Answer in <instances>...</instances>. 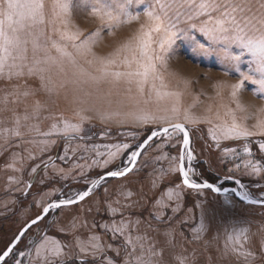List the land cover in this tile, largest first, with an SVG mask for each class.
I'll use <instances>...</instances> for the list:
<instances>
[{
  "label": "rangeland",
  "instance_id": "obj_1",
  "mask_svg": "<svg viewBox=\"0 0 264 264\" xmlns=\"http://www.w3.org/2000/svg\"><path fill=\"white\" fill-rule=\"evenodd\" d=\"M258 4L259 0H254V7H258ZM130 10L134 11L135 7L133 6ZM146 23V18L141 12L139 19L109 27L106 17L101 19L100 16L92 14L90 5H81V0H73L69 17L70 30L79 31L81 40L92 33L100 35L96 42L90 45L91 51L83 55L77 54L69 42L67 51L73 54L76 66L69 63L67 58H64L60 65L46 66L45 83L53 91L49 93L41 90L37 98L48 103V108L43 115L48 116L49 119L41 125L44 131L48 130L53 122H59L61 117L72 123H80L77 112H80L85 119L81 123L79 135L56 137V143L50 145L43 153L40 152L38 144L33 145L13 139L10 142L12 146L8 147L0 140V198L7 197L14 203L10 208H5L0 202V217L4 219L0 221V228L3 224L5 226L0 230V252L12 240L19 226L39 214L47 202L61 196L73 197L99 175L127 166L130 152L136 150L144 136L152 129L168 125L167 119L142 123L128 114L145 111L157 117L171 116L170 111L165 112L163 109H170L174 98L165 97L157 102L153 95L148 103H144L146 97L140 96L134 87L129 93L126 91L128 86L123 83L113 85L100 82L95 84L88 81L87 76L79 75L81 68L85 73L97 74L95 69L99 65L95 62V58H110L117 49H122L123 45L129 42H134L141 25ZM180 27H186V25L181 24ZM195 35L199 37L200 34ZM52 55H57L55 50L52 51ZM125 55L131 57L130 52H120L121 59ZM86 60H93L94 63L89 65ZM61 67L64 71H61ZM240 67L242 70L247 69V65L243 63ZM120 70H123L122 66ZM157 71L166 85L161 91L180 94V116L178 120L172 117L171 122L183 123L190 129L193 159L188 161L186 154L184 159L186 170L191 169L189 176L196 181H209L220 187L232 186L240 192H248L252 197H264V178H261L264 177V152L259 150V145L264 143V137H241L239 139L221 137L217 142L212 139L208 131L214 124L222 123V120L216 119L217 113L224 120L231 121L230 116L223 115V110L233 100L232 87L225 86L221 89L219 86H222L223 82L229 86L234 85L240 79L238 74H225V67L216 56L194 54L190 43L186 40L177 41L171 55L166 56L162 64L158 63ZM27 83L33 89L40 87V81L37 78L28 79ZM155 83L159 87L161 81L157 80ZM253 87L246 82L242 90L237 93L240 100L245 98L252 100L251 98L258 97V94H253ZM9 88V82L0 81V95H3ZM185 109L197 122L184 120ZM117 113L118 115H113L111 119H102L105 115ZM208 120L212 123H208ZM238 123L243 126L245 122ZM8 126H11L10 121ZM33 138L37 141L43 139L39 136H29L25 137V140ZM125 143L129 145V148L122 150L110 164H103L106 156L97 157L96 155L97 152L106 153L109 150L108 146ZM17 144H19L18 147ZM180 144L181 133L178 130H170L167 134L155 138L143 150L128 175L106 180L84 201L54 209L43 220L32 226L10 253L6 264H17V261L23 264V259L19 258L21 253L28 251V247L35 239L45 232L54 233L65 243L72 245L69 250L75 249L72 254L75 257L78 249L74 247L73 235L60 231V228L67 226L74 216L86 217L90 226L91 222H95L96 227L91 228V233L100 235L102 242L113 245V251L108 253L109 256H115V248L122 245V240L119 237L113 239L111 233H105L98 226L119 221L122 217L133 220L139 218L145 222L152 220L153 224L159 227H163L165 222L170 221L189 240L191 239V228L203 223L207 229L205 239L219 235L220 239L217 244L221 248L225 231L228 229L247 226L251 232L255 233L258 229L264 228V206L245 204L233 195H219L209 189L194 190L183 187L179 172L170 171L171 167L178 168ZM66 146L68 147L67 153L65 152ZM245 146L249 149L250 155L244 153ZM225 149H236L237 152L226 153ZM14 154H18L15 160H13ZM65 155L69 158L59 159ZM93 160H96L95 164ZM249 160L261 165L262 171L259 175L246 174L243 165ZM9 164H14L15 168L22 170L14 171L8 167ZM43 164L48 165L47 169L43 167ZM77 164L84 165L83 175L80 174L81 170L75 167ZM237 164L240 165L239 169L236 167ZM36 165H41V167L36 173H32L31 169ZM60 168H63L66 173L70 172L67 179L56 176L55 170ZM9 178H12L11 182ZM237 179L241 184L235 183ZM16 180L20 183L17 184ZM27 184H31V188H27ZM177 185L183 188L181 210L174 214L170 208L164 209V220L157 225L150 215L160 208L155 201L160 199L162 203H170L165 193L170 189H176ZM129 192L130 196L127 195ZM21 197L25 200L21 201L19 199ZM15 204L19 209L17 220L15 219L14 223L13 219V229L6 234L10 224L4 217L14 212ZM109 204L114 208H122V212L110 216L107 211ZM125 204H130L131 207L123 208ZM90 206L92 210L86 211ZM185 219L186 223H180ZM143 231H146L144 225L141 226V232ZM91 233L87 229L80 228L76 235L86 239ZM215 247L216 245L213 246L212 255H209L203 250V242L187 245L189 251L196 250L198 258H206L209 264H212V260L215 259L219 264L220 257L216 254ZM67 264H78V259H70ZM89 264H91L90 259Z\"/></svg>",
  "mask_w": 264,
  "mask_h": 264
},
{
  "label": "snow or ice",
  "instance_id": "obj_2",
  "mask_svg": "<svg viewBox=\"0 0 264 264\" xmlns=\"http://www.w3.org/2000/svg\"><path fill=\"white\" fill-rule=\"evenodd\" d=\"M81 5H90L92 14L100 16L101 19L106 17L109 27L139 19L141 12L143 13L147 23L141 25L134 42L123 45L122 49H117L110 58L96 57L95 62L99 65L95 69L97 74L85 73L81 68L79 75L87 76V80L95 84L123 83L128 86L126 91L129 93L134 87L140 96L146 97L144 103H148L153 95L157 102L165 97L174 98L172 107L163 109L165 112L170 111L171 116L157 117L145 111L128 115L142 123L167 119L168 127L160 131L167 134L171 128L183 133V148L178 158L179 167H171L170 171L179 172L183 187L194 190L210 189L214 193L221 192V189L213 184L198 183L190 178L191 169L186 170L184 165L185 150H187V160L193 159L189 133L184 124L171 122L172 117L178 120L180 116V94L161 91L166 85L157 71V65L162 64L164 58L171 55L177 41L186 40L190 43L194 54L216 56L225 67V74H238L239 81L231 86L233 98L242 90L246 82L254 86L253 94L264 98V0H259L258 7H254V0H107V2L81 0ZM133 6L134 11L130 10ZM72 7L73 0H0V81H7L10 84V88L0 95V140L8 147L12 146L11 140L16 139L33 145L38 144L40 152L43 153L50 145L56 143V137L77 136L81 132V123L85 117L80 112L76 113L80 117V123H72L61 117L59 122H53L48 130H42L41 125L49 119L48 116L43 115L48 108V103L37 98L41 90L49 93L53 91L45 83L46 66L60 65L64 58H67L74 67L76 66L73 54L67 51L68 43H71V47L77 54L83 55L91 51L90 45L95 43L100 35L92 33L81 40L79 31L70 30L69 17ZM181 24L186 27H180ZM196 33L200 34L199 37L195 35ZM53 50L57 55H52ZM121 51L130 52L131 57L125 55L121 59ZM86 63L92 65L94 61L86 60ZM242 63L247 65L246 70L241 69ZM121 66L123 70H120ZM61 71H64L62 67ZM31 78H37L40 81L39 88L33 89L27 83ZM157 80L161 81L159 87L155 83ZM239 106L237 103V107ZM113 115L118 113L105 115L102 119H111ZM225 115L231 117L230 122L217 113L216 119L222 120V123L214 124L208 130L213 140L218 142L221 137L239 139L255 135L264 136V120H259L254 125L255 131H250L237 122L231 110ZM183 118L185 121L197 122L190 117L186 109ZM53 119L55 120V117ZM9 121L11 126H8ZM207 122L212 123L211 120ZM157 135V131H152L151 135L138 146L139 149H144ZM29 136H39L43 139L25 140V137ZM16 146L18 147L19 144ZM108 147L109 150L106 153H96L97 157H107L103 160L104 165L112 163L122 150L129 148V145L125 143ZM140 150L131 151L129 154L128 163L132 167L108 171L98 179L92 180L86 190L77 192L73 197L48 203L42 209L43 215L38 214L32 219L20 231L16 240L18 241L25 234L27 228L43 220L50 210L84 201L93 189L99 186L100 181L107 177L128 175L141 155ZM259 150L264 152V143L259 145ZM67 151L66 146L65 152ZM224 151L237 152L236 149ZM243 151L250 155L247 146ZM17 156L18 154H14L13 160ZM30 158L34 157L30 156ZM68 158L67 155L59 157L61 160ZM93 163L95 164L96 160H93ZM243 166L248 175H259L262 171L261 165L251 160L245 162ZM8 167L14 171L22 170L15 168L14 164H9ZM39 167L41 165L32 167L31 172L36 173ZM43 167L47 169L48 165L43 164ZM75 167L79 168L80 174L83 175L84 165L77 164ZM236 167L239 169L240 165L237 164ZM249 169L250 171H247ZM55 174L61 179H67L70 172L66 173L63 168H60L55 170ZM9 179L11 182L12 178ZM15 182L20 183L19 180ZM235 183L241 184L238 179ZM26 187L31 188V184H27ZM223 191L227 192L228 189ZM232 191L243 201L264 205V197L255 200L246 191L240 192L236 189ZM127 195L130 196L131 193ZM165 196L170 203H162L160 199H157L155 204L160 205V208L150 213L157 225L164 220V209L170 208L174 214L181 210L183 188L177 185L176 189L167 191ZM128 207L131 205L123 206V208ZM91 210L90 206L86 211ZM122 210V208L112 207L111 204L107 205L110 216H115ZM186 222V219L180 221V223ZM142 225L146 231L141 232ZM92 227H96L94 221L90 226L86 217L74 216L67 226L60 228L62 233L73 235L74 246L78 249L75 257L66 251L72 245H66L45 234L36 244L35 259L38 264H67L68 260L74 258L78 259V264H89V259L91 264H97V262L99 264H209L206 258H198L195 249L189 251L187 248L188 244L200 242H203V250L209 255H212L213 246L216 245L215 252L220 257L219 264H264V228L258 229L255 233L251 232L247 226L228 229L225 231L221 248L217 244L219 235L205 239L207 229L203 223L191 228L189 240L170 221L165 222L163 227H159L154 225L152 220L145 222L139 218L133 220L122 217L119 221L98 226L105 233H111L113 239L119 237L122 240V245L115 248V256H109L108 253L113 251V245L102 242L100 235L91 233ZM80 228L87 229L91 234L86 239L81 238L76 235ZM12 251L13 248L10 246L0 253V261H5ZM212 264H217V261L213 259Z\"/></svg>",
  "mask_w": 264,
  "mask_h": 264
},
{
  "label": "crops",
  "instance_id": "obj_3",
  "mask_svg": "<svg viewBox=\"0 0 264 264\" xmlns=\"http://www.w3.org/2000/svg\"><path fill=\"white\" fill-rule=\"evenodd\" d=\"M238 96V95H237ZM236 96V97H237ZM238 96L236 99L233 98L226 108L223 110V115H225L226 110L227 112L231 110V114L236 117V120L238 122H245L243 124V127H246L250 131H255L254 125L257 124L259 120H264V98H261L260 96L251 98H245L243 100H240ZM237 103H239V107H237ZM231 118V117H230ZM251 137H264L261 135H255ZM0 202L2 203V207L5 208H10L13 203L12 200L8 199L7 197H1ZM47 235L49 237H54L58 240H60L62 243L68 245V243H65V241L61 240L57 236L54 235V233H49L45 232L42 233L37 241L33 244V246L28 250L23 253V255H20L19 258L23 259V264H38L37 260L35 259L36 257V244H38L42 237L44 235ZM75 247V246H74ZM75 250V249H74ZM74 250L70 251L69 248L66 249L68 252H72L70 255L73 254ZM73 256V255H72ZM24 257V258H23ZM18 262V261H17Z\"/></svg>",
  "mask_w": 264,
  "mask_h": 264
},
{
  "label": "water",
  "instance_id": "obj_4",
  "mask_svg": "<svg viewBox=\"0 0 264 264\" xmlns=\"http://www.w3.org/2000/svg\"><path fill=\"white\" fill-rule=\"evenodd\" d=\"M183 124V123H182ZM184 126H185V128H186V130L188 131V133H189V138H190V143H191V136H190V132H189V129H188V126H186L185 124H184ZM165 127H168V125H165V126H161V127H158V128H155V129H152L146 136H145V138L139 143V145L141 144V143H143V141L145 140V139H147V137L148 136H150L151 135V133H152V131H157L158 132V135L157 136H155V137H153L149 142H148V144L150 143V142H152L155 138H157L158 136H160V135H162V134H165V133H163L162 131H160L161 129H163V128H165ZM170 130H173V129H171V128H169V131ZM181 133V144H180V151H179V155H180V152H181V149L183 148V133L182 132H180ZM148 144L144 147V149L148 146ZM138 145V146H139ZM137 146V148H136V150L135 151H137V150H140L139 149V147ZM144 149H142V150H140L141 151V153L143 152V150ZM186 151L187 150H185V154H186ZM139 158V157H138ZM138 160V159H137ZM137 162V161H136ZM184 165H185V163H184ZM125 167H132V165H130V164H128L127 166H125ZM178 167H179V163H178ZM124 168V167H123ZM123 168L121 169L120 167H118V168H116V169H113V170H123ZM186 168V167H185ZM109 171H112V170H109ZM108 172V171H107ZM106 173V172H105ZM105 173H103V174H101V175H99L97 178H95V179H98L99 177H101V176H103ZM179 176H180V174H179ZM122 177H124V176H122ZM113 178H121V177H107L106 179H104V180H102V181H100V184H99V186H97V187H95L94 189H93V191L90 193V195L95 191V190H97L100 186H101V184L103 183V182H105L106 180H108V179H113ZM180 178H181V181H182V177L180 176ZM191 178V177H190ZM192 179V178H191ZM194 180V179H193ZM195 182H198V183H203V182H207V183H210V184H213V185H215L216 187H218V188H220L221 189V192H219V193H215V194H219V195H233L237 200H239V201H241V202H243V203H245V204H251V203H248L247 201H243V200H241L236 194H235V192H233L232 191V189H236L237 191H239L237 188H235V187H232V186H225V187H220V186H218V185H216V184H214V183H211V182H209V181H196V180H194ZM91 185V182L85 187V189H83L82 191H84V190H86L87 189V187H89ZM223 189H228V191L227 192H224L223 191ZM210 190V189H209ZM81 191V192H82ZM89 195V196H90ZM252 199H255V200H259L260 198H256V197H252V196H250ZM63 198H70V197H59L58 199H56V200H51V201H49V202H47V204L48 203H50V202H54V201H58L59 199H63ZM87 198V197H86ZM46 204V205H47ZM45 205V206H46ZM251 205H257V206H264V205H262V204H251ZM44 206V207H45ZM68 206H70V205H68ZM62 207H64V206H62ZM52 210H54V209H52ZM52 210H50V211H52ZM38 215V214H37ZM36 215V216H37ZM39 215H43V212H42V210H41V212L39 213ZM36 216H34V217H32L31 219H29L25 224H23V226L19 229V231L17 232V234L14 236V238L7 244V246L5 247V249L4 250H6L8 247H12L13 249L15 248V246L19 243V241H20V239L22 238H20L18 241L16 240V237L19 235V233H20V231L22 230V229H24L25 227H26V225H28L29 224V222L32 220V219H34ZM46 217V216H45ZM40 222V221H39ZM34 226V225H33ZM32 227V226H31ZM30 227V228H31ZM30 228H27V230L25 231V233L28 231V229H30ZM15 242V243H14ZM3 250V251H4ZM2 251V252H3ZM1 252V253H2ZM7 258V257H6ZM5 258V259H6ZM4 261H0V264H2Z\"/></svg>",
  "mask_w": 264,
  "mask_h": 264
},
{
  "label": "trees",
  "instance_id": "obj_5",
  "mask_svg": "<svg viewBox=\"0 0 264 264\" xmlns=\"http://www.w3.org/2000/svg\"><path fill=\"white\" fill-rule=\"evenodd\" d=\"M188 129H189V127H188ZM189 132H190V129H189ZM144 138H145V136H144ZM83 189H84V188H83ZM19 199H21V201H24V200H25V199H23V197H21V198H19ZM16 204H17V203H16ZM16 204H15V210H16V211L14 210V212H12L11 214H7V215L4 217L5 219H7V222L9 221L8 224H10V226H9L8 229H7L6 234H7L8 232H10V231L13 229V224H12V223H13V222L15 223V219L17 220V217H16V216H17V212H18L19 209L17 208V205H16ZM49 213H50V212H49ZM49 213H48V214H49ZM48 214H47V215H48ZM15 217H16V218H15ZM30 218H31V217H30ZM13 219H14V221H13ZM1 220H4V219H2V218L0 217V221H1ZM12 221H13V222H12ZM26 222H27V221H25L23 224H25ZM23 224H22V225H23ZM3 225H4V224H3ZM3 225H1L0 230H2L3 227H5V226H3ZM22 225H20V226L22 227ZM20 226H19V228L17 229V231L15 232V235L17 234V232H18L19 229L21 228ZM28 230H29V229H28ZM25 234H26V233H25ZM25 234H24V235H25ZM15 235H14V236H15ZM24 235L22 236V238L20 239V241L23 239ZM14 236H13V238H14ZM39 237H40V236H39ZM39 237H37V238L35 239V241H37V240L39 239ZM13 238H12V239H13ZM35 241H34V242L28 247V249H30V248L33 246V244L35 243ZM15 247H16V246H15ZM2 264H6V261L3 262Z\"/></svg>",
  "mask_w": 264,
  "mask_h": 264
},
{
  "label": "bare ground",
  "instance_id": "obj_6",
  "mask_svg": "<svg viewBox=\"0 0 264 264\" xmlns=\"http://www.w3.org/2000/svg\"><path fill=\"white\" fill-rule=\"evenodd\" d=\"M225 86H226L227 88H230V87H231V86L227 85L226 82H223V83H222V86H219V88L222 87V88L224 89ZM215 87H216V86H215ZM222 88H221V89H222ZM185 167H186V166H185Z\"/></svg>",
  "mask_w": 264,
  "mask_h": 264
},
{
  "label": "flooded vegetation",
  "instance_id": "obj_7",
  "mask_svg": "<svg viewBox=\"0 0 264 264\" xmlns=\"http://www.w3.org/2000/svg\"><path fill=\"white\" fill-rule=\"evenodd\" d=\"M6 246H7V245H6ZM4 249H5V248H4ZM4 249H3V250H4ZM3 250H2V251H3ZM13 250H14V249H13ZM2 251H1V252H2ZM1 252H0V253H1ZM8 257H9V256H8ZM8 257H7V258H8ZM7 258L5 259V261H7ZM5 261H4V262H5Z\"/></svg>",
  "mask_w": 264,
  "mask_h": 264
}]
</instances>
